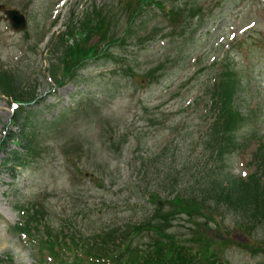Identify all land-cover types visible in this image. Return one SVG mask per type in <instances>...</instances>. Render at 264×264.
<instances>
[{
	"label": "rangeland",
	"instance_id": "1",
	"mask_svg": "<svg viewBox=\"0 0 264 264\" xmlns=\"http://www.w3.org/2000/svg\"><path fill=\"white\" fill-rule=\"evenodd\" d=\"M75 1L77 0H33L31 2L28 0H0V4L27 7L32 11L29 16L30 28L26 34L11 33L8 41L0 34V69L6 67V71L22 73L26 76H31L35 71L36 74L41 73L39 68H41L42 60L39 53L43 52V49L41 47L32 48L29 44L38 41L47 10L52 14L61 13L62 16H66L68 7ZM85 1L88 5L91 1L94 2L93 6L90 5L85 9V13L94 6L106 7L111 3V0ZM218 3V0H215L214 3L212 0H200V8L203 10L205 18L207 13L214 10L213 7H217ZM143 21L150 22L149 27L145 24L135 38L130 40L125 52L122 53L129 57L134 73L143 78L142 84L132 81L125 83L122 78L130 77L131 72L112 74L114 69L109 64H98L96 65L99 66L98 70L91 67L81 73L85 81L81 90L86 91L81 93L80 90L79 97L81 99H90L87 97L90 96L89 93L94 95L96 91L100 96L104 95L105 98L106 96L114 98L109 106L104 104L105 110H102L104 128L106 129L105 139L109 141L107 144L98 140L101 127L95 123L97 121L95 116L88 120L79 119L75 125L67 121L60 135H58L59 127L54 131L51 130L48 124L64 108H61V104L58 107L55 105L54 86L51 85L54 75L52 73L51 77L49 69H46L37 81L38 93L44 103L38 108L30 110L32 114L31 132L38 136L41 146L37 149L38 156L31 160L32 167L22 170L17 182L13 183L8 174L3 172L2 164L7 154L16 149L9 143L10 139L6 140V135H4L5 131L7 134L8 132L11 134L14 126L10 122L12 112L9 110L8 95L0 92V260L5 264H32L29 252L22 247L19 237L10 234L8 230V223L18 220L17 212L14 210L15 206L20 207L26 202L30 203L38 199L39 214L51 216L54 225L52 226L51 223L49 225L52 226L51 231L54 236L62 237V230L68 228L73 229L74 232L91 236L98 229L114 226L117 216L116 225L120 226L127 219L129 220L132 214H137L136 219L140 218L147 209L146 206H142L144 205L141 203L143 200L138 201L134 196L132 199H136L138 202H131L142 208L140 211L137 210V213L131 211L133 207L129 204L127 195L122 192L126 188V184L133 180L124 176L125 171L122 173L128 168L125 166L129 165L127 159H129V152L131 155L130 150L136 146L137 141L132 143L133 140L140 137L145 145L143 149L146 154L155 148H160V151L166 148L167 154L160 155L161 166L166 169L170 166L181 169L182 165L189 164L182 162L184 156H188L195 148L198 151L202 150L207 122L203 113L208 108L205 101L208 102L207 95H212L206 85L213 75L211 71L214 70L212 67L204 66V60L207 57L203 51V53L200 51L203 42L196 39V33L200 29L198 28L199 24L193 21L191 30L186 31L188 38L192 31L197 30L193 35L192 42L187 44L178 39L173 44L171 39L164 37L169 34V31H166L167 26H165L160 13L156 11L150 15L145 13ZM79 22L78 20L77 23ZM219 23L220 20L215 22L216 25ZM156 25L157 27H155ZM159 25H162V28ZM212 25H214V21L207 22L201 32ZM150 28L152 29L150 30ZM5 29L6 27L0 24V32ZM75 30L83 33V37L75 41L74 46L77 47V51H81L87 56L97 43V39H94L97 36L83 31L84 28L81 29L80 25H75ZM24 36L28 39L23 42ZM238 39L240 40L241 36L238 35L236 40ZM21 45L29 53L23 54ZM180 45H186L189 48V54H186L187 49L181 48ZM196 51L199 54H194ZM58 52L59 50L55 54L49 53L48 60ZM66 54L67 52L63 55L65 58ZM182 56L187 59L180 58ZM59 57L60 54L51 59L52 64H58L54 68V73L62 71L63 63H59L57 60ZM189 61L194 64L195 68H198L197 79L186 89L177 91L174 96L173 92L162 91L164 88L172 90L173 86L184 85L192 78L194 71L189 66ZM164 63L168 64V69L166 72L164 71V77L161 79ZM160 65L163 68L156 74L155 81L149 83L146 76ZM184 69H188V71L183 72ZM94 78L96 81L90 82V79ZM0 83L3 84L2 81ZM81 84L84 83L81 82ZM193 85L197 88L194 89ZM222 86L223 80L219 79L214 89ZM0 89H2L1 86ZM69 89L61 90V97L66 98ZM101 91L103 92L100 94ZM248 92L251 93L250 87H248ZM49 93L52 98L47 96ZM67 106H70V103ZM213 110L215 111L216 107ZM108 121L119 124L124 122L126 125V136L122 142H118V145H113L111 142L117 139V136L114 130L109 129ZM135 130L139 135L132 133V131L136 133ZM244 131H248L247 127L244 128ZM61 147L65 157L58 153ZM173 153L176 154L175 159L170 158ZM199 154L200 152H195L194 158ZM165 157H169L167 161H165ZM246 157L250 161L251 154L247 153ZM67 160L70 163H66ZM262 169L264 167H261L260 173L263 172ZM121 173L122 176L119 177L118 175ZM190 222L193 223V219ZM182 223L185 224V229L183 228L185 231L188 228V222L182 220ZM62 225L63 229L60 228ZM226 225L230 233L235 228L231 218L226 219L225 227ZM221 233L226 235V233ZM263 239L262 233L258 237V242H262ZM247 257L243 256L242 250L236 249L235 246L228 251L224 260L227 264H264L257 258L254 259L249 255Z\"/></svg>",
	"mask_w": 264,
	"mask_h": 264
}]
</instances>
